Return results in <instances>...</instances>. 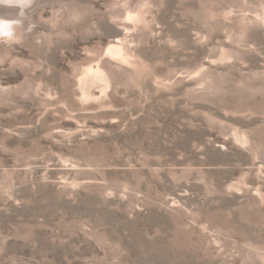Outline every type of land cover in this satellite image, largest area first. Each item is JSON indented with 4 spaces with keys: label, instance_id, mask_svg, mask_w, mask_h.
I'll return each instance as SVG.
<instances>
[{
    "label": "rangeland",
    "instance_id": "rangeland-1",
    "mask_svg": "<svg viewBox=\"0 0 264 264\" xmlns=\"http://www.w3.org/2000/svg\"><path fill=\"white\" fill-rule=\"evenodd\" d=\"M0 264H264V0H0Z\"/></svg>",
    "mask_w": 264,
    "mask_h": 264
},
{
    "label": "bare ground",
    "instance_id": "bare-ground-1",
    "mask_svg": "<svg viewBox=\"0 0 264 264\" xmlns=\"http://www.w3.org/2000/svg\"><path fill=\"white\" fill-rule=\"evenodd\" d=\"M113 48H114V46H113ZM113 48H112V49H113ZM116 51L118 52V50H116Z\"/></svg>",
    "mask_w": 264,
    "mask_h": 264
}]
</instances>
